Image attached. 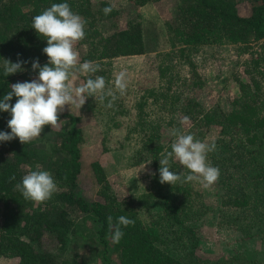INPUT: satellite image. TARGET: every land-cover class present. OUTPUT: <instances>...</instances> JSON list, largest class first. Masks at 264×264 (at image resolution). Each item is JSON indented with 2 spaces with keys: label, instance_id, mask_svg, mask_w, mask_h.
I'll list each match as a JSON object with an SVG mask.
<instances>
[{
  "label": "trees",
  "instance_id": "obj_1",
  "mask_svg": "<svg viewBox=\"0 0 264 264\" xmlns=\"http://www.w3.org/2000/svg\"><path fill=\"white\" fill-rule=\"evenodd\" d=\"M172 1L176 11L166 28L169 47L159 50L154 61L159 85L136 92L131 106L136 121H128L123 140L110 146L113 129L123 128L122 119L130 115L119 110L120 94L110 76L113 61L147 55L157 46L156 36L143 26L138 11L161 0H128L136 16L118 29L111 26L118 11L104 0H0V100L12 84L37 78L31 61L38 59L41 67L48 63L42 51L47 41L31 28V22L59 3L69 4L86 21L85 38L74 45L80 63L94 61L100 66L82 77L83 83L102 76L106 89L112 88L117 96L112 108L106 107L110 97L103 102L99 94L87 97L86 115L58 113V125L44 126L41 136L30 143L23 145L18 138L0 142V260H17L15 264H264L252 253L217 260L199 257L201 238L195 225L204 222L212 208L196 191L195 181L161 184L158 171L161 154L171 151L174 141H161L164 124H182L185 134L215 143L216 150L207 159L220 171L213 184L220 190L215 212L218 228L232 229L241 240L255 239L264 246V0ZM107 7L112 11L105 15ZM221 46L251 55L246 66L249 81L239 84L240 93L229 113L217 105L195 116L200 105L188 96V90L200 79L204 53ZM3 60L29 63L22 64L24 71L5 76ZM16 99L9 103L14 105ZM182 100L179 111L174 110V103ZM90 116L102 135L100 151L91 155L90 172L98 184L92 199L80 190L85 170L82 146L87 143L84 126ZM185 117L188 121L182 123ZM10 119V113L0 111V132L10 133ZM120 149L136 160H149V191H142L131 179L127 195H118L106 169L120 162ZM37 164L57 183V191L43 203L26 201L15 188ZM170 170L188 171L174 160ZM121 215L135 224L122 228L124 236L114 244L107 218L115 221Z\"/></svg>",
  "mask_w": 264,
  "mask_h": 264
},
{
  "label": "clouds",
  "instance_id": "obj_2",
  "mask_svg": "<svg viewBox=\"0 0 264 264\" xmlns=\"http://www.w3.org/2000/svg\"><path fill=\"white\" fill-rule=\"evenodd\" d=\"M103 11L108 15L112 8L107 7ZM85 24L86 21L74 13L67 3L53 4L33 17L31 28L47 41V46L42 51L48 57V63L41 67L38 59L31 61L32 71L38 70L37 78L12 84L10 91L0 100V111L11 115L7 122L10 133L0 132V142L18 138L23 145L30 143L41 136L44 126L54 128L58 125V113L64 110L65 105H77L81 108L87 97L99 94L101 102L110 97L106 107H113L117 96L112 88L106 89L104 77L88 78L77 87L69 82L74 70L88 74L100 69L99 64L94 61L78 64L79 54L74 50V45L85 38ZM3 61L5 76L24 71L22 64L29 63L22 60L16 63ZM113 84L115 90L123 95L127 89L126 71L116 74ZM13 97L17 98L14 105L9 103ZM187 121L188 118L185 117L182 123ZM172 134L176 139L171 144V151L162 153L163 158L159 160V182L173 186L177 182L195 181L204 188L212 186L220 175L219 168L207 162L208 153L216 150L215 143L202 142L179 129L173 130ZM173 160L187 169V173L171 171L170 161ZM14 179L15 176L10 178ZM15 188L26 201L43 203L57 191V183L49 171L41 170V166L37 164L36 170L24 175ZM107 222L110 239L114 244H118L123 238L122 228L135 224L134 220L123 215L115 221L112 216H108Z\"/></svg>",
  "mask_w": 264,
  "mask_h": 264
},
{
  "label": "rangeland",
  "instance_id": "obj_3",
  "mask_svg": "<svg viewBox=\"0 0 264 264\" xmlns=\"http://www.w3.org/2000/svg\"><path fill=\"white\" fill-rule=\"evenodd\" d=\"M92 1L99 2L102 0ZM104 1L118 11V16L111 22V26L114 29L124 27L128 19L136 16L137 12L130 11L131 6L128 0ZM175 7V1L161 0L159 3H149L140 8L138 12L141 15V22L146 29L150 30L151 36H156L158 40L157 46H152V51L147 55L119 58L113 61L110 75L113 80L115 79V75L120 71H126L127 73V89L123 95L119 96L118 105H120L119 110H127L128 115H130L122 119L123 128L117 130L113 129L114 137L113 141H110V146L115 145L117 142L120 143L119 140H123L125 128L129 123L128 121L135 120V111L132 110L131 106L136 92L144 88H156L159 85L157 84L159 81V77L157 76L158 72L154 66L155 60H157L156 55L160 53L161 50L169 47L166 28L169 19L176 11ZM74 50L79 52L75 48ZM204 55L206 62H203L202 70L198 74L200 79L188 90V96L195 99L200 105L194 115L199 116L217 105L224 112L229 113L232 109L234 97L240 93L239 84L242 83V81H249L250 76L247 74L246 66H248V62L251 60V55L248 53L239 54L238 51L231 46H221L216 50L211 49L205 52ZM78 64H80V61H78ZM85 75L86 74L74 70L69 82L74 87L80 86L83 83L82 77H85ZM184 102L183 100L175 102L174 110L176 109L179 111ZM84 109V105L81 108L77 105H65L64 110L59 113L75 112L86 115ZM86 119L84 129L87 143L82 146L85 170L84 176L80 181V190L85 197L92 199L97 194L98 184L90 172V165L93 162V157L91 155L98 154L100 151L102 135L99 133V127L95 124V118L90 116V118L86 117ZM175 129H179L184 134L187 130L182 124L176 127L170 124H164L160 128L161 141L166 144L171 140H175L176 137L172 134ZM126 154L127 152H124V150L122 152L119 151L118 156H121L120 162L106 169L110 183L114 186V189L120 197L127 195L128 190L126 189L129 188L131 179L136 180L135 183L141 187L142 191H149V179L152 174L149 160L146 157L136 160L134 156ZM108 159H111V156H108ZM139 161H142L141 165ZM207 162L210 164L208 159ZM195 189L202 194L206 203L212 208V212L210 211V215L207 219L195 225L197 233L201 238L200 249L197 255L202 259L217 260L221 257L229 258L241 252L252 253L264 261V246L260 244L259 241L255 239L243 241L241 240V236L234 230L218 228V214L216 216L215 212L218 208L217 205L220 197L219 188L214 185L209 188H204L199 182H195ZM130 190L134 189L130 188ZM15 262H17V260H0V264H15Z\"/></svg>",
  "mask_w": 264,
  "mask_h": 264
}]
</instances>
